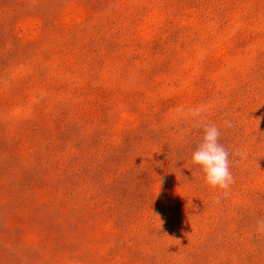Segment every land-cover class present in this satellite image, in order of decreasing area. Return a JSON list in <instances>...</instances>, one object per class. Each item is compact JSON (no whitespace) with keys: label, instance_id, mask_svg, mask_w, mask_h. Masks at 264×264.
Wrapping results in <instances>:
<instances>
[{"label":"rangeland","instance_id":"1","mask_svg":"<svg viewBox=\"0 0 264 264\" xmlns=\"http://www.w3.org/2000/svg\"><path fill=\"white\" fill-rule=\"evenodd\" d=\"M260 219L264 0H0V264H264Z\"/></svg>","mask_w":264,"mask_h":264},{"label":"clouds","instance_id":"2","mask_svg":"<svg viewBox=\"0 0 264 264\" xmlns=\"http://www.w3.org/2000/svg\"><path fill=\"white\" fill-rule=\"evenodd\" d=\"M203 111L202 107L191 110L194 117L201 116ZM231 126L230 121H224L225 128ZM230 156L239 157L240 160L247 159V153L244 151L236 150L229 153L220 142V129L215 124L203 125V138L192 153L191 161L203 171L205 183L211 188L223 190L224 195H228V190L235 182L231 172ZM257 232L264 233V219L257 221Z\"/></svg>","mask_w":264,"mask_h":264}]
</instances>
